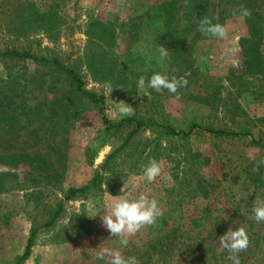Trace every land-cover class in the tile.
I'll use <instances>...</instances> for the list:
<instances>
[{
	"label": "rangeland",
	"instance_id": "rangeland-1",
	"mask_svg": "<svg viewBox=\"0 0 264 264\" xmlns=\"http://www.w3.org/2000/svg\"><path fill=\"white\" fill-rule=\"evenodd\" d=\"M174 1L0 0V50L55 58L98 98L81 95L50 65L0 58L7 73L5 80L0 72L2 102L18 106L15 116L0 118V264H17L30 229L56 210L19 264H106L108 257L95 259L97 251L121 246L101 225L102 208L113 196L141 192L164 214L129 237L126 257L138 264H232L219 239L244 227L250 245L239 253L241 264H264V223L251 218L264 201V142H251L264 138V92L258 95L260 76L242 74L244 19L227 17L223 39L195 38L182 29L181 11L165 12ZM160 45L168 49L163 61ZM258 48L264 57V36ZM155 72L188 85L179 98L149 89ZM140 77L148 96L137 90ZM121 103L134 108L127 117L190 131L165 139L143 128L114 151L130 126L108 134L102 116L120 120ZM203 126L247 135L214 136ZM153 158L163 172L148 183L141 165ZM85 184L83 193L65 198L69 187Z\"/></svg>",
	"mask_w": 264,
	"mask_h": 264
},
{
	"label": "trees",
	"instance_id": "trees-1",
	"mask_svg": "<svg viewBox=\"0 0 264 264\" xmlns=\"http://www.w3.org/2000/svg\"><path fill=\"white\" fill-rule=\"evenodd\" d=\"M173 6L169 4L168 8L165 9V12L169 15L170 11H181L183 18L186 20V23L182 29L187 32L192 30L193 37L195 38H210V36H204L196 29L198 22L205 16L212 19L213 23H219L222 25L223 21L234 14L239 15V8L241 5L252 10V15L250 17H243L244 23L246 26V36L240 38V47L244 55L243 61V73L248 76H260V85L258 86L259 92H264V57L261 56L259 52V44L261 38L264 36V1L259 0H179ZM235 10V11H234ZM165 23L166 32H171V26L168 22ZM0 58L6 59H19V60H31L39 64H47L52 66L55 70L62 72L65 75V78L70 82L72 87L79 92L81 95L85 96L92 102L97 103L98 98L94 92L85 89L83 80L81 76L72 68H69L63 65L60 61L55 58H47L44 56L35 55L33 52L27 50H16V49H3L0 50ZM262 84V85H261ZM11 99H8L10 101ZM7 102H2L0 95V118L6 117L8 112L15 116V109H18V106H11ZM102 120L105 123V132L112 133L122 126H130V130L125 136L123 142L118 146L114 151L118 150L122 145H124L138 130L143 128H150L161 138H171L174 136L183 137L187 135L190 131V128L187 130L176 129L169 124L163 123L158 120H153L145 118L143 116H134V117H124L116 122L109 121L105 116H102ZM202 130L208 132L214 136L222 137H239L246 136L247 132L245 131H234L228 130L225 128H213L211 126H203ZM252 143L264 142V138L259 137L257 139L251 138ZM112 151V153L114 152ZM94 179V178H93ZM92 179V181H93ZM5 184L0 182V190ZM88 185H82L80 187H69L65 194V198H71L76 194L83 193L87 189ZM58 210L53 212L49 220L41 223L40 225L33 226L26 238V243L23 248V251L20 255L16 257V263L19 264L22 262L30 252V247L33 243V239L38 229L45 228L50 225L55 219ZM208 233L207 235H209ZM216 235L213 234V237Z\"/></svg>",
	"mask_w": 264,
	"mask_h": 264
},
{
	"label": "clouds",
	"instance_id": "clouds-1",
	"mask_svg": "<svg viewBox=\"0 0 264 264\" xmlns=\"http://www.w3.org/2000/svg\"><path fill=\"white\" fill-rule=\"evenodd\" d=\"M235 11V10H234ZM241 17H250L252 10L241 5L239 8ZM197 31L204 36L223 39L227 35L225 27L219 23H213L212 19L205 16L196 25ZM161 61L168 57V49L160 45L158 48ZM0 72H3V78L7 79L6 70L0 65ZM145 78L140 77L137 84V90L143 95H149L145 90ZM188 80L176 76L169 78L166 74L155 72L147 80V88L161 91L166 89L169 93L175 94L179 98V90L186 88ZM134 108L127 103H121L118 107V115L123 118L134 114ZM141 179L148 183H154L162 175L163 166L156 159H150L147 164L141 165ZM254 171L257 169L254 168ZM109 199L103 206V214L100 215L101 225L110 233V236L118 238L120 248H100L97 251L95 259L104 260L108 257L106 264H138L135 256L126 257L122 253V248L129 244V237L136 235L143 228L154 225L158 218L163 216V209L159 206L156 198L150 197L148 193L141 192L135 198L116 197ZM100 211L88 214L95 217ZM226 218V217H225ZM252 219L257 223H264V201L254 204L252 208ZM220 248L226 250L229 255L228 260L232 264H241L239 253L248 249L250 245L249 235L244 227H239L228 231L220 236Z\"/></svg>",
	"mask_w": 264,
	"mask_h": 264
}]
</instances>
